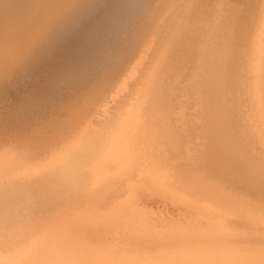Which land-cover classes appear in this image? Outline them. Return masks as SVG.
<instances>
[{"label":"bare ground","instance_id":"1","mask_svg":"<svg viewBox=\"0 0 264 264\" xmlns=\"http://www.w3.org/2000/svg\"><path fill=\"white\" fill-rule=\"evenodd\" d=\"M110 1L0 0V86L85 23L0 126V264H264V0Z\"/></svg>","mask_w":264,"mask_h":264},{"label":"rangeland","instance_id":"2","mask_svg":"<svg viewBox=\"0 0 264 264\" xmlns=\"http://www.w3.org/2000/svg\"><path fill=\"white\" fill-rule=\"evenodd\" d=\"M113 1H115V2H118V3H114ZM110 2H112V3H114V4H110L111 6H113V8H114V10H116V9H120L118 6H121L122 5V2H121V0H112V1H110ZM121 2V3H120ZM106 4V3H105ZM118 7V8H117ZM100 15V13H97L94 17H93V19H92V21L90 22V24H89V26H92L93 24H94V22H95V19L97 18V17H99L98 18V20H96L97 22H96V24L92 27V36L93 37H95V39L96 40H98V39H102L104 36H107V35H109L111 32H110V25H111V22H110V19H111V14H109L108 12H106V14H104V15H102V16H99ZM128 17V16H127ZM126 17V21H124V20H121V22H123V23H121V22H119V24H117V27H115L116 29L117 28H119V29H117L116 30V33H114V36H115V34H117V35H119V32L120 31H122V28H124V26L123 27H121L122 26V24H124L125 26H127V22H128V20L130 21V19L129 18H127ZM135 18L137 19V16H135ZM135 18H133L132 20H134ZM84 19V18H83ZM83 19H80V21H78V22H76V23H78V24H76L75 23V25H74V27H73V29H71L70 31H72V32H70L69 33V36H68V40H61L60 42L58 41L57 43H55V45H53L54 47H52L51 48V50L52 51H50V52H47V53H49L48 55H52L51 56V58H48V57H50V56H47V57H45L46 58V61H44V62H39V64H36V65H34L35 67L37 66H39L40 65V67L37 69V68H35V67H32V68H34L33 69V71L35 70V72H32V70L30 69L29 70V72L30 73H35V74H39V73H41L42 71H44V69L45 70H47V69H51V70H54L53 72H56L57 73V77L56 78H53V77H55L56 75V73L54 74V73H52V72H50L51 70H47V72L49 71V74L47 73V72H44V73H42V74H37L38 75V77H36V75L34 76V74H30L29 72L27 73V75L28 76H26V80L24 79V78H22L23 79V81H22V79L20 78V73H19V75H17L16 76V72H14L13 74H12V76L11 77H9V79L7 80V79H5L4 80V82H3V84H1V86H0V126L1 125H4L3 127L5 128L6 127V123H8V118L7 117H9L12 113H15V110L17 111V110H19V109H23V108H25L26 106H29L28 107V109H29V112H30V114L32 113V112H36V113H38V112H40V111H42L43 112V110H46V108L44 107V106H46L45 104H47V102L48 101H50V98L49 97H51V99L52 98H54V97H56L55 95H57L56 94V92L57 93H59V92H61V91H65V92H68V90H70V88H71V84L69 83L68 84V82L71 80V77H72V73H71V71L73 72V69L71 70V71H69L68 72V70H70V69H65V67L63 66V65H60L59 63H58V58L57 57H59L58 55H60V54H62V52L64 53L65 52V50L68 48V49H70V46L72 45V44H75L76 45V43H77V39H75L76 38V34L79 32V30H82V28H83V25L85 24L84 22H82V20ZM117 20H118V18H117ZM132 20L130 21V24L129 25H131L132 26V23L135 21H133L132 22ZM119 21V20H118ZM84 23V24H82V23ZM81 24V25H80ZM100 24V25H99ZM121 24V25H120ZM77 25H79V26H77ZM99 25V26H98ZM108 25V26H107ZM107 26V27H106ZM77 27H79V28H81V29H79V28H77ZM129 27V26H128ZM77 28V29H76ZM107 28V29H106ZM75 29V30H74ZM104 29V30H103ZM78 30V31H77ZM109 30V31H108ZM124 31V30H123ZM76 34H75V33ZM126 32H128V31H126ZM74 33V34H73ZM121 34L123 33V32H120ZM73 35V36H72ZM101 35V36H100ZM70 37V38H69ZM75 37V38H74ZM72 38V39H71ZM74 39H75V41H74ZM65 41V42H64ZM73 42H75V43H73ZM58 43L60 44V45H58ZM64 43V44H63ZM67 43H68V45H70L69 47H68V45H67ZM57 44V45H56ZM75 45H72L71 47H73V49H75ZM57 46V47H56ZM58 47H62V49L64 50H62V49H58ZM66 48V49H65ZM55 49V50H54ZM67 49V50H68ZM61 50H62V52H61ZM58 52H59V54H58ZM61 52V53H60ZM51 53V54H50ZM64 54H66V53H64ZM53 56L55 57V58H53ZM44 58V57H43ZM42 58V59H43ZM47 58H48V60H47ZM42 59H41V61H42ZM54 62H53V61ZM51 61V62H50ZM46 62V63H45ZM49 63V64H48ZM58 63V64H57ZM43 64V66L41 67V65ZM52 64H53V66H52ZM48 65V67H47V69H46V66ZM57 67L56 69H55V66ZM52 67V68H50V67ZM60 66H63V67H61L60 68ZM44 67V68H43ZM41 68H43V70L41 71ZM58 69V70H57ZM59 69H60V71H59ZM63 69H65V71L63 70ZM37 70V71H36ZM56 70V71H55ZM63 70V71H62ZM39 71V72H38ZM41 71V72H40ZM61 71H62V73H61ZM67 71V72H66ZM59 72V73H58ZM65 72L66 73H68L67 74V76L69 77H66V74H65ZM75 72H78V71H75ZM45 73H46V75H45ZM61 73V74H60ZM65 74V76H64V74ZM71 75H70V74ZM53 74V75H52ZM63 74V75H62ZM49 75V76H48ZM55 75V76H54ZM21 76H22V74H21ZM25 76H23V77H25ZM44 76V78L42 79V77ZM51 76V77H50ZM15 77H17V78H15ZM30 77H31V80H30ZM35 77H36V79H35ZM40 77H41V79H40ZM46 77H47V79H51L52 78V80H53V82L51 81V83H56V82H58L57 83V85L54 83L53 85L50 83V85H49V81L46 79ZM66 77V78H65ZM20 78V79H19ZM28 78V79H27ZM46 79V80H45ZM61 79H62V81H61ZM68 79V80H67ZM7 80V81H6ZM42 81V82H40V84H39V81ZM58 80V81H57ZM18 81L20 82V84H22V85H20L19 83H18ZM22 81V82H21ZM25 81V82H24ZM28 81V82H27ZM34 81H36V82H34ZM44 81H46V82H48V85L47 84H44V83H46V82H44ZM12 82V83H11ZM23 82H24V84L26 83V84H28V83H30V82H32V84L34 83V85H31V83L30 84H28L27 86H25L24 84H23ZM64 84H63V83ZM39 85H38V84ZM60 83H62L61 85H60ZM9 84V85H8ZM31 85V86H30ZM55 85V87H53ZM15 86V87H14ZM40 86H42L41 88H40ZM49 86V87H48ZM51 86H52V88H51ZM57 86V87H56ZM28 87V88H27ZM45 87V88H44ZM13 88H14V90H13ZM17 88H18V91H16L17 90ZM33 88V89H32ZM50 89L51 88V90L53 91V93H52V91L51 90H48V89ZM24 89V90H23ZM31 89V90H30ZM38 89H40V90H38ZM55 91H54V90ZM42 90H45L44 91V93H43V91ZM48 90V91H47ZM3 91H4V93H3ZM35 92V93H34ZM42 92V93H41ZM48 92V93H47ZM64 92V93H65ZM2 93V94H1ZM50 93V94H49ZM32 94H34V95H32ZM43 94V95H42ZM32 95V96H31ZM47 95V96H46ZM33 96H35V97H33ZM37 96L39 97V98H37ZM41 96V97H40ZM28 97H29V99H28ZM43 97H45L44 99H42ZM35 98H37L38 100H36ZM28 99V100H27ZM43 101H42V100ZM24 100V101H23ZM26 100V101H25ZM9 101V102H8ZM29 101V102H28ZM41 101V102H40ZM8 102V103H7ZM25 102H28V104H25ZM23 103H24V105H23ZM32 103H33V105H32ZM17 104H18V106H17ZM37 104H39V106L37 105ZM42 104H44V105H42ZM21 105H22V107H21ZM10 106V107H9ZM44 108H42V107ZM5 107H7V108H5ZM19 108V109H18ZM39 110V111H38ZM13 111V112H12ZM3 112H4V114H3ZM12 112V113H11ZM11 113V114H10ZM4 118H5V120H4ZM4 123V124H3ZM12 126V125H11ZM10 125L8 126V127H11ZM6 129V128H5Z\"/></svg>","mask_w":264,"mask_h":264}]
</instances>
